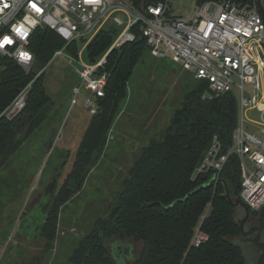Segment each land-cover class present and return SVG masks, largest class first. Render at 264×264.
Masks as SVG:
<instances>
[{
    "label": "trees",
    "instance_id": "obj_1",
    "mask_svg": "<svg viewBox=\"0 0 264 264\" xmlns=\"http://www.w3.org/2000/svg\"><path fill=\"white\" fill-rule=\"evenodd\" d=\"M235 1L260 13L256 0ZM131 2L139 9L145 5L144 0ZM113 38L114 31L101 29L87 45L85 60L95 61ZM63 44L64 40L49 28L34 30L29 39L34 57L29 71L0 55V168L46 115L50 103L45 88L46 69ZM77 49L78 42L66 47L72 55ZM146 50L145 38L137 34L133 41L107 53L103 68L106 84L103 95L96 97L97 110L90 115L61 182L56 185V175L45 189L51 197L40 228L46 249L55 239L60 211L78 193L91 166L103 155L109 130L127 96L128 81ZM28 83L25 107L6 119L3 110ZM236 110L232 94L213 96L207 92V82L197 80L160 133L151 135L138 150L105 213L97 215L73 240L65 264H250L237 220L244 209L222 196L226 186L233 200L241 199L238 157L230 154L216 182L190 193L212 175L207 172L191 177L212 136H218L222 152L231 145ZM186 195L184 200L170 205ZM248 210L264 229V206ZM199 222L208 238L193 247L190 241ZM117 242L131 245L132 251L118 257L110 248Z\"/></svg>",
    "mask_w": 264,
    "mask_h": 264
},
{
    "label": "built area",
    "instance_id": "obj_2",
    "mask_svg": "<svg viewBox=\"0 0 264 264\" xmlns=\"http://www.w3.org/2000/svg\"><path fill=\"white\" fill-rule=\"evenodd\" d=\"M45 27L64 40L53 57L80 64L79 78L90 92L83 104L90 115L97 110L96 97L104 93L107 53L137 34L145 38L152 56L168 55L194 79L206 81L209 94H232L237 103L232 143L222 152L214 134L191 177L210 172L216 182L229 155L235 154L241 169V200L251 210L264 206V20L256 9L235 0H204L196 3L190 16L182 17L171 14V0H153L140 9L131 0H0V40L5 36L13 40L0 47V55L29 71L34 58L30 36ZM103 28L114 31L109 48L95 61H86L82 56L87 45ZM71 42H78L76 55L66 50ZM29 88L30 83L5 107L6 119L25 107ZM71 92L73 106L80 86ZM252 111L257 118L249 116ZM207 238L199 222L190 245L197 247Z\"/></svg>",
    "mask_w": 264,
    "mask_h": 264
},
{
    "label": "rangeland",
    "instance_id": "obj_3",
    "mask_svg": "<svg viewBox=\"0 0 264 264\" xmlns=\"http://www.w3.org/2000/svg\"><path fill=\"white\" fill-rule=\"evenodd\" d=\"M196 2L171 0V13L188 17ZM80 67L78 62L69 63L61 56L49 61L45 88L50 103L46 115L0 168V264H65L73 240L97 215H103L114 199L138 150L151 135L160 133L185 93L197 83L191 71L170 56L154 57L149 50L143 53L128 81L127 96L109 130L104 153L91 166L78 193L60 211L55 239L46 249L40 228L51 197L45 189L56 175L58 186L70 168L74 149L90 118L83 104L90 92L79 78ZM75 85L80 86L81 94L76 104L69 106ZM249 116L258 117L256 111ZM253 221L257 217L249 215L244 230ZM244 244L250 264H255L258 254L245 240ZM110 248L118 257L132 251L131 245L120 242Z\"/></svg>",
    "mask_w": 264,
    "mask_h": 264
},
{
    "label": "water",
    "instance_id": "obj_4",
    "mask_svg": "<svg viewBox=\"0 0 264 264\" xmlns=\"http://www.w3.org/2000/svg\"><path fill=\"white\" fill-rule=\"evenodd\" d=\"M153 0H144V4L146 3H150L152 2ZM215 180V176L214 175H211V177L205 182V183H202L200 185H198L196 188H194L190 193H193L194 191H196L198 188H201V187H204L206 185H210L214 182ZM224 198H226L233 206H237L238 204L241 205L243 208H244V216L241 218V219H238V224H239V228H240V231H241V234L242 235H249L251 234L255 229L258 230L257 233L255 234L254 237H252L250 240L251 242L253 243V245L255 246L257 252H259L256 260H255V264H264V242H261L260 241V231H259V227H253V228H249L247 230H244V225H245V222L247 221V219L249 218V210H248V207L247 205L239 198L233 200L230 195H229V192L227 190V187L225 186V193L222 195ZM187 197L184 196L183 198H180V199H176L174 200L170 205L178 202V201H181V200H184L185 198Z\"/></svg>",
    "mask_w": 264,
    "mask_h": 264
},
{
    "label": "flooded vegetation",
    "instance_id": "obj_5",
    "mask_svg": "<svg viewBox=\"0 0 264 264\" xmlns=\"http://www.w3.org/2000/svg\"><path fill=\"white\" fill-rule=\"evenodd\" d=\"M256 4H257V7H258V10L260 11V14L264 20V0H256ZM259 227V231H260V241L261 242H264V229H262L259 225V223L257 221H253V222H250L249 224L246 225V229H249V228H253V227ZM258 230H254L251 234L249 235H245L244 236V240L250 244V246L252 247L253 251L256 253V254H259V252H257L255 246L253 245V243L251 242V238L255 236V234L257 233ZM256 260V259H255Z\"/></svg>",
    "mask_w": 264,
    "mask_h": 264
},
{
    "label": "snow or ice",
    "instance_id": "obj_6",
    "mask_svg": "<svg viewBox=\"0 0 264 264\" xmlns=\"http://www.w3.org/2000/svg\"><path fill=\"white\" fill-rule=\"evenodd\" d=\"M5 6H7V5H5ZM32 6H33L34 8L36 7L35 4H33ZM37 11H39V9H37ZM17 31L19 32V29H17ZM11 43H13V40H12L10 37L5 36V37L3 38V40H0V47H3V46H5L6 44H11Z\"/></svg>",
    "mask_w": 264,
    "mask_h": 264
},
{
    "label": "crops",
    "instance_id": "obj_7",
    "mask_svg": "<svg viewBox=\"0 0 264 264\" xmlns=\"http://www.w3.org/2000/svg\"><path fill=\"white\" fill-rule=\"evenodd\" d=\"M172 14V13H171ZM173 15H175V14H173ZM175 16H181V15H175ZM70 106V105H69Z\"/></svg>",
    "mask_w": 264,
    "mask_h": 264
}]
</instances>
